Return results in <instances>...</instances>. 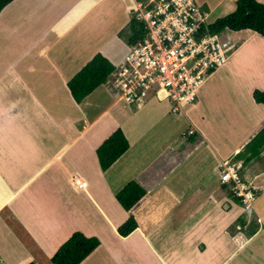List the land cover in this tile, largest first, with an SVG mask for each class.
Masks as SVG:
<instances>
[{
    "label": "crops",
    "instance_id": "crops-1",
    "mask_svg": "<svg viewBox=\"0 0 264 264\" xmlns=\"http://www.w3.org/2000/svg\"><path fill=\"white\" fill-rule=\"evenodd\" d=\"M19 1L14 0L8 6L17 5ZM57 1L47 0L49 4ZM87 1L90 2L89 9H96L103 3V0ZM129 1L132 4L126 7L127 13L135 7L137 0ZM221 1L218 0L215 5L210 6L218 8ZM196 2L202 5L203 12L209 11L205 6V3H210L209 0ZM57 6L59 4L55 7ZM7 7L0 13V17L8 11ZM18 13L20 15H15L20 19L14 18V22L18 20L19 25L22 23L20 27L14 28L18 32L8 25L5 28L0 27L2 39L11 41L12 37L22 36L20 41H27V44L18 46L15 56L22 65L17 67L14 62L16 69L6 67L0 71V210L7 206L38 246L52 256L74 232L103 233L107 229L104 226L99 227L103 222L105 225L110 223L114 228L126 220L127 215L123 209L116 208L117 205L111 202L113 197L108 199L110 193L102 194V189L110 190L108 183L111 181L105 178L106 174L109 178H134L139 172L142 174L144 167L148 165L154 166L153 174L160 167L162 171L166 169V172H162L155 180L152 189L148 192L145 190L149 194L147 200L133 213L134 219H155L148 226H137L128 237L121 238V251L113 248L106 255L98 247L81 264H236L234 261L239 260L238 253L242 248V251H247V257L246 261L239 260L240 264H264V252L259 247L264 246V229H247L250 221L254 219L251 203L253 198L248 200L247 207L244 203L240 206L235 204L229 199V190L233 186L221 181L222 167L226 164L228 167L238 168L236 175L241 185L236 190L237 193L249 188L248 191L252 194L259 187L255 185L256 177L247 175L249 165L254 159L243 165L248 156L241 151L254 132L264 127V108L251 99L254 89L264 91V47L260 50L257 46L256 49H251L247 43L241 45L232 55L233 58L226 60L222 67L208 76L197 92V102L187 109L184 108L187 113L181 114L182 118H173L171 121L163 119V115L169 111L168 107L147 104L143 113H147V119L153 115L150 123L156 121L153 118L158 115L161 116L159 121L164 123L153 131V137H148L150 148L142 144L139 150H134L131 141L127 152L103 174L95 152L118 126V122L112 128L104 126L107 108H102L94 119L86 118V126L78 131L73 125L79 119L78 115L69 111L60 113L61 110H48L39 95V91L46 89V85L48 89H53V83L57 80H48L44 75L41 81V75H37L46 73L45 60L55 63L61 53L68 57L69 48L77 46L80 36L75 32L72 38H69L68 33L51 34L49 42L44 37L46 33L37 35L36 41L29 35L24 38L20 30L24 29L26 32L32 28L34 14L24 7ZM47 18L45 24L50 19ZM56 24L57 21L50 23V26ZM254 42L264 46V39L257 36ZM82 54L70 64L69 71L64 70L62 63L58 67L52 66L64 78L59 77L61 81L57 80V87L53 89L54 92H50V98L57 104H64L66 108L72 107L74 102L68 94L66 79L83 66L84 63L80 61ZM240 54L245 57L246 70L234 66L238 62L235 58ZM106 58L111 59L108 56ZM67 60L66 65L69 64ZM122 60L123 58L117 64ZM28 62L33 64L29 65ZM67 73L70 74L68 77ZM25 76H28L26 80ZM101 86L104 87L105 84ZM43 87L45 88L42 89ZM239 97L240 104L233 106L232 99L237 98L238 101ZM239 111L240 115H237ZM132 119L136 120L137 117ZM119 125L125 137L131 138L127 128L123 124ZM182 129H186V134L193 131L198 145L192 151L182 150V155L174 154L175 150H171L172 148H179L188 142L180 141L185 136L181 137L179 134ZM241 129H248V133H243ZM104 130H109L106 135H103ZM137 131V135L141 133L143 136L142 129L138 128ZM169 136L174 138L168 141ZM170 151L173 153L170 154ZM164 161L167 163L164 164ZM168 164L173 166H166ZM80 183L83 185L79 186ZM238 196L246 201L243 196ZM71 200L72 209L70 202L66 203ZM93 200L97 208L91 206ZM50 202L55 204L50 207ZM114 202L117 203L116 199ZM260 206L261 215L264 217V205ZM244 214V236L247 235L246 231L249 234L244 244L237 247L233 237L241 229L242 224L238 220ZM63 218H71L75 226L79 224L83 229L76 231L75 228L68 227L62 231L66 225ZM86 218H91L90 222ZM3 223L0 216V242L3 247H0V264H5V261L22 264V252L17 246L11 245L14 242L11 238L13 236ZM148 228L150 229L147 231ZM145 231L147 233L142 235ZM256 253H261V256H257L259 261L255 260Z\"/></svg>",
    "mask_w": 264,
    "mask_h": 264
},
{
    "label": "rangeland",
    "instance_id": "rangeland-1",
    "mask_svg": "<svg viewBox=\"0 0 264 264\" xmlns=\"http://www.w3.org/2000/svg\"><path fill=\"white\" fill-rule=\"evenodd\" d=\"M145 1H148V0H145ZM209 1H210V3L209 2L207 4L205 3V6H207L209 11H210V12L206 11V13H207L206 15L208 16L206 22L208 24H211L216 19L222 18V17L232 13L235 10L237 0L235 2H233V0H222L220 2V5L218 8H214L215 6H210V5H215L218 0H209ZM257 1L260 2L261 4H264V0H257ZM136 3H137V1H136ZM45 4H47V5H45ZM57 4H59V6L55 7ZM131 4L132 3L129 0H123V1L122 0H120V1L119 0H103V3H101L96 9H94V8L89 9L90 8V2L87 0H58L57 3L54 2V3H50V4H49V2H47V0H20L17 3V5L8 6L7 7L8 11H6L5 13H3L1 15L0 27L5 28L8 25L9 28H11L13 31L18 32L14 28L20 27L22 25V23H20V25H19L18 20L14 22V18L20 19V17L18 16V15H20L18 13V11L20 10L21 7H24L25 9L28 8L34 14V16L32 17V22H31L32 28L26 32H24V29L20 30V34H22L24 38H27V36L29 35V37L32 36V38H35V41H36L37 35L40 36L41 34H45V33L47 34L48 33L49 35L46 36V34H45L44 37H46L45 39L49 42L51 34H55V35L58 34L59 35V33H68L70 36L69 38H72L74 36L73 35L74 32L76 34H78L80 37L78 38L79 40L76 44L77 46L74 48L70 47L71 49L69 48L68 57L65 54L61 53V55H59V57L56 58L55 63H52V62L48 63V61L45 60V65H46L45 67L47 68L46 73L37 74V75H41V81L43 79V76L46 75L48 80L53 79V81H55L57 79L59 82V81H61L59 77H61V78H64V77L60 73L58 74V71L56 70V68H52V66H57L58 64L62 63L61 66H63L64 70L69 71L68 67H70V64H72L73 61L75 60V58L79 57L82 53H83L82 54L83 57L80 59V61L84 64L87 63L96 53H102L103 55H106V57L108 56L109 58H111V59H109L110 62H114V63H116V65H118L117 62L121 58L124 59V55L128 54L129 48H130L126 44V40H127L128 36L130 35L129 24H130V20L132 18H134L133 14L126 12V7L131 6ZM197 4H198V2H197ZM198 5L200 6V4H198ZM27 6H29V7H27ZM233 6H234V8H233ZM133 8L136 9V5ZM89 10L91 11L90 13H89ZM117 12H120L121 14H119ZM16 13L18 15H15ZM47 17H50V19H49L48 23L45 24L46 19L48 20ZM53 18H54V20H53ZM56 21H57V24L54 25L53 27H51L50 23L56 22ZM75 21H78L79 23H76ZM219 36H220V40L225 41L229 46V49L226 50V59L227 60H229L230 58H233L232 55L237 50H239L241 45H243L245 43H247L251 49H256L258 47V49L262 50L261 48L264 47L262 44H257L259 42H254V38L256 37V35H252L251 33H248V32H242L239 34H232V33L223 32V33H220ZM69 38L67 40H69ZM20 39H22V36H20V38L18 36L12 37L11 41L2 39V37H0V71H1V69H4L6 67H11L13 69H16L15 66L13 65L14 62H16L17 67L22 65L21 63L18 62V60L15 58V56H16V52L18 50V46L23 45V43L27 44V41H24L22 43L20 41ZM260 39H262V38H260ZM35 41H33V42H35ZM28 43H32V42L28 41ZM71 44H73V42ZM2 46L4 48H1ZM6 46H7V48H5ZM20 52H21V50L19 48L18 53H20ZM119 56H120V58L118 59ZM66 60L69 63L67 65L65 64ZM235 60L238 61V62L234 63L235 68L242 67L243 69H245L246 62H245V57L242 54L238 55V58L236 57ZM28 64L31 65V64H33V62H28ZM25 66H26V64H25ZM231 67H232V69H234L233 66H231ZM73 69H75V68H73ZM77 71H73V73L69 77H68V75H70V74L67 73L66 77H68V78L66 79V82ZM27 78H28V76H25V80ZM57 80H56V83H57ZM41 83H43V82H41ZM56 83L55 82L53 83L54 84L53 89L55 87H57ZM108 86H110V85H108L106 83L104 87L101 86V88L96 89L95 92L91 96H89V97L87 96L88 97L87 99L85 98L84 100H82V102L80 104H76L73 102L72 107L69 106L68 108H66L64 104H59V103L57 104V102H54V100L50 98V92H54L55 90H53L52 88L48 89V85H46V89H44L45 87H43L42 89H44V90L39 91V95L41 96V101L43 100L42 102L47 105L48 110H53V111L61 110L60 113L61 112L65 113V112L69 111L71 113H75L74 115H78L79 119H77V121L73 123V125H75V128L78 131H80L81 129H83L86 126V123H85L86 118L94 119L96 117L97 113H99V111L102 108H107L108 112L106 113V116H105L106 120H104V126H108V127L112 128L115 125V123L118 122V126L115 129H121L123 132V129L121 128L119 123L123 124V127L127 128V130L129 131V135L131 136V138H127V140L130 143V145H131V141H132V143H133L132 145H133L134 150H139L142 147V144H145L148 148H150L151 145H150V142L148 141V137H153V134H152L153 131L158 129V126L160 127V126L164 125V123L162 121H159L161 119L160 115L154 116V118H153L154 120L159 121V122L154 121V122L150 123V119L153 115H150L147 119V116H148L147 113L146 112L143 113L145 106L147 104L154 103V104H157L161 107H168L169 111L163 115V119H168L171 121V120H174L173 118H182L183 117L181 114L173 115L170 113L171 112V105H170L165 93H163V92H160L157 94H149L144 102L138 101L134 104H130L123 95L116 93L115 91H113ZM200 88H201V86H200ZM47 93L49 94L48 97H47ZM99 93H101V95L98 96ZM42 95H44V96H42ZM46 97L48 99H46ZM238 99H239L238 101H237V98L232 99L233 106H234V104L236 106H238L240 104L241 97H239ZM48 100H50L52 102L49 103ZM196 102H197V98H196ZM109 107H110V109H109ZM188 107L189 106H187L185 109H187ZM185 109H184V113L186 112ZM232 111H234L233 107H232ZM237 115H240V111L237 113ZM133 117H137V119L134 120V119H132ZM108 119H109L110 123L108 122ZM132 121H134V122H132ZM181 127L186 128L185 126H181ZM138 128L142 129L143 136H141V133H140V135H137V133H138L137 129ZM241 130H243V133H246V134L248 133V129H241ZM108 131L104 130L103 135H106L108 133ZM185 131H186V129L180 130V133H179L180 136L182 137L183 135H185V136H183L184 140L182 138H180L181 139L180 141L186 142L188 140V142L187 143L183 142L184 144L180 145L179 148H172L171 150H173V151L175 150L174 154L182 155L183 154L182 150L192 151L198 145V143L195 142V137H192V139H190L189 136H187ZM260 131H261V129L255 131L254 135L251 137V139L254 138L257 134H259ZM113 132L114 131H112L109 134V136ZM188 135H191V134L189 133ZM107 138H105V139H107ZM173 138L174 137L170 138V136H169V139L168 138L167 139L169 141V140H172ZM186 145H188V147ZM263 149H264V147L262 148V152H260L259 156L256 159H254V162L252 164L249 165L250 168H249V171L247 174L251 178L256 177L255 178V185L259 186L258 189L257 188L254 189V191H252L253 192L252 194L250 191H248L249 188L242 189L241 193H240V191H238V195L243 196L246 200V201L243 200L245 207L249 206L248 200H252V198H253L251 203L253 206L252 212L254 213V215H253L254 219H252L253 222L251 220L249 225L247 226L248 230H251V229L254 230L256 227H260L262 230L264 229V227H263L264 224L262 223V221H264V217H262L261 209H260L261 208L260 204L264 205V175H262V173L264 174V151H263ZM173 151H170V154H172ZM165 157H166V155H165ZM151 163L152 162H150L149 164L151 165ZM165 163H167V162L164 161V164ZM166 166H168V167L173 166V164H168ZM149 167H150V169H149ZM152 168H154V166L151 167L148 165V166L144 167L142 174H141V172H139L137 174V176H135L134 178H130L131 176H126L125 178L118 177L116 179L113 175H112L113 177L109 178V175L106 174L108 170L106 172H102L103 174H106L105 178H107V180L109 182L111 181L110 184L108 183L110 190L102 189V194L103 193L104 194L110 193V196H108V199H111L113 197L114 199L112 198L113 201H111V202L113 204L117 205L116 208H121L117 203L114 202L115 194L117 192H119L127 183L131 182L130 179H132V181L138 183L143 189H145L148 192L149 189H152V186L155 184V180H157L160 177L162 172L163 173L166 172V169L164 171H162L163 169H159L160 167H158V169H156V174H157L156 175V174L152 173V170H153ZM146 169H148V170H146ZM116 182L118 184L115 185L114 183H116ZM80 184H82V183H80ZM248 187H250V186H248ZM260 187H262V188H260ZM117 188H118V190H116ZM255 192H257V193H255ZM250 196H251V198H250ZM68 202H70V206L72 209V202L73 201L72 200L66 201V203H68ZM54 204H55L54 202H50L49 206L52 207V205H54ZM68 206H66L67 211H68ZM91 206L97 208V204L94 202V200L91 202ZM96 212H99V211L96 210ZM245 217H246L245 214L243 216L240 215L239 216L240 219L238 220V223L239 224L243 223V221L245 220ZM157 218H159V217H157ZM63 219L66 220V225L64 228H62V231H64L68 227L75 228L76 231H77V229H79V230L83 229L79 226V224H78V226H75L74 220H72L71 218H63ZM89 219H91V218H89ZM89 219L86 218L85 220L87 222H90ZM154 219L155 218H151L148 221V218H142L141 220H139L135 217V222H136L138 228L139 227L143 228L145 225L148 226L149 223L152 222ZM101 221H102V219H101ZM244 223H245V221H244ZM85 224H88V223H85ZM100 224H101V222H99V225ZM103 226L107 228V229H104L103 233H89V234L83 233V232H81V233H83L84 235H86L90 238H95L96 240H98L100 243L99 248L104 250L106 255H107V252L113 248L121 251L122 250V244H121L122 243V241H121L122 237H120L118 235V232H117L118 226L113 228L110 223L108 225H105V223L103 222L99 227L103 228ZM86 228H88V227H86ZM150 228H148L147 231ZM7 230H9L8 231L9 234H11V236H13L11 238L13 239L14 242L11 245L17 246L18 248H20V250L22 252V257H24L22 264H28V263L32 262L33 258L28 253V251L25 250V248L21 245V243L17 240V238L12 234L10 229L7 228ZM146 233L147 232L145 231L144 233H142V235H145ZM245 233L247 234L244 236V239L246 240V236H248L249 232L246 231ZM243 234H244V232L242 233V236H243ZM234 243H236V242H234ZM0 247H2L1 242H0ZM259 247L264 252V246H259ZM38 248L42 252V254L45 256V258L49 259L51 257L50 254L47 255L40 248V246H38ZM242 249H240L241 251L238 253V255H239L238 257H239L240 261H246L245 257H247V251L246 252L244 250L242 251ZM49 253H51V252H49ZM258 255L261 256V253L255 254V256H256L255 260L257 259L259 261V257H257ZM40 259L43 262H46V259H44L41 256H40ZM236 259H237V257H236ZM239 260H236L234 262L236 264H240ZM247 261H248V259H247ZM5 264H12V263H10L9 261H5Z\"/></svg>",
    "mask_w": 264,
    "mask_h": 264
},
{
    "label": "built area",
    "instance_id": "built-area-1",
    "mask_svg": "<svg viewBox=\"0 0 264 264\" xmlns=\"http://www.w3.org/2000/svg\"><path fill=\"white\" fill-rule=\"evenodd\" d=\"M130 13L145 36L129 48L108 85L130 104L163 92L171 105L170 113L183 114L184 108L195 104L197 92L211 72L226 63L228 44L219 34L203 30L207 15L196 0L137 2ZM237 170L226 164L222 167L221 181L233 183L232 190L241 185Z\"/></svg>",
    "mask_w": 264,
    "mask_h": 264
},
{
    "label": "trees",
    "instance_id": "trees-1",
    "mask_svg": "<svg viewBox=\"0 0 264 264\" xmlns=\"http://www.w3.org/2000/svg\"><path fill=\"white\" fill-rule=\"evenodd\" d=\"M14 0H0V13L11 4ZM145 0H137L144 2ZM203 10L201 6H199ZM203 30L207 29L211 34H220L223 32L239 34L248 32L264 39V4L256 0H237L235 10L222 17L216 19L213 23L202 26ZM130 35L126 40L128 47L143 41L145 33L141 24L134 18L129 24ZM119 65V64H118ZM116 64L110 62L101 53H96L81 69L75 73L66 83L67 89L72 100L76 104H80L87 96L95 91L101 85L106 84L111 78L112 73L117 69ZM212 71L211 73H213ZM252 101L264 108V91L254 89L251 93ZM146 100H142L143 102ZM191 131V130H190ZM187 134H189V132ZM188 135L192 139L195 133ZM264 147V127L260 133L252 138L243 148L241 152L247 154V158L243 165L248 164L256 159L262 148ZM129 149V142L121 129H116L107 139H105L96 149V157L101 172H106L122 155ZM240 152V153H241ZM241 155L239 154L238 157ZM236 158H234L235 161ZM231 187L233 183L230 184ZM148 198V193L138 183L131 181L127 183L119 192L115 194V199L123 211L126 213V220L117 228L118 235L122 238L128 237L137 229V224L133 217L134 211L142 205ZM229 199L235 204H243V198L238 196L236 192L229 190ZM5 225L10 229L13 235L28 251L33 258L28 264H81L91 253H93L100 245L95 238L86 237L80 232H74L62 243L55 253L49 258H45L39 250L38 245L33 240L27 230L15 220L13 213L7 206L0 210ZM244 223V222H243ZM233 237L237 247H241L244 242L243 226ZM40 256L46 259L43 262Z\"/></svg>",
    "mask_w": 264,
    "mask_h": 264
},
{
    "label": "clouds",
    "instance_id": "clouds-1",
    "mask_svg": "<svg viewBox=\"0 0 264 264\" xmlns=\"http://www.w3.org/2000/svg\"><path fill=\"white\" fill-rule=\"evenodd\" d=\"M234 192H236V190H233ZM237 193V192H236Z\"/></svg>",
    "mask_w": 264,
    "mask_h": 264
}]
</instances>
